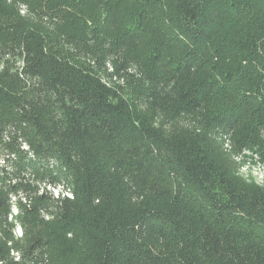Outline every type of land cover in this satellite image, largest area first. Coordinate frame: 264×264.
Segmentation results:
<instances>
[{"label":"trees","instance_id":"obj_1","mask_svg":"<svg viewBox=\"0 0 264 264\" xmlns=\"http://www.w3.org/2000/svg\"><path fill=\"white\" fill-rule=\"evenodd\" d=\"M250 161L264 0H0V264H264Z\"/></svg>","mask_w":264,"mask_h":264},{"label":"rangeland","instance_id":"obj_2","mask_svg":"<svg viewBox=\"0 0 264 264\" xmlns=\"http://www.w3.org/2000/svg\"><path fill=\"white\" fill-rule=\"evenodd\" d=\"M241 174L247 179H253L259 183H264V164L247 162L241 168ZM20 229L16 230L17 235H21Z\"/></svg>","mask_w":264,"mask_h":264},{"label":"built area","instance_id":"obj_3","mask_svg":"<svg viewBox=\"0 0 264 264\" xmlns=\"http://www.w3.org/2000/svg\"><path fill=\"white\" fill-rule=\"evenodd\" d=\"M12 200L15 202L16 201V197H12ZM18 213H19V210H18L16 204L14 203V205H13V211L10 213L9 219L11 220V219H13V217H17L18 216ZM17 229H20L22 231V229L19 226H17L16 230ZM16 230H15V233H16ZM21 235H22V233H21ZM21 235H17V236H21Z\"/></svg>","mask_w":264,"mask_h":264}]
</instances>
